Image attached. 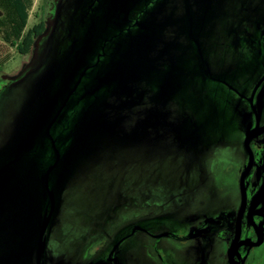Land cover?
<instances>
[{
	"label": "flooded vegetation",
	"instance_id": "1",
	"mask_svg": "<svg viewBox=\"0 0 264 264\" xmlns=\"http://www.w3.org/2000/svg\"><path fill=\"white\" fill-rule=\"evenodd\" d=\"M111 1L83 0L75 12L89 46L53 140L34 147L39 168L56 160L53 141L68 152L96 107L102 131L84 139L101 152L98 169L146 160L170 204L205 186L211 156L228 152L237 193L208 213L140 220L86 260L76 250L75 260L50 262L45 252L42 264H264V0ZM112 71L116 81H105Z\"/></svg>",
	"mask_w": 264,
	"mask_h": 264
},
{
	"label": "rangeland",
	"instance_id": "2",
	"mask_svg": "<svg viewBox=\"0 0 264 264\" xmlns=\"http://www.w3.org/2000/svg\"><path fill=\"white\" fill-rule=\"evenodd\" d=\"M29 3L27 30L44 17L47 29L25 56L0 39V61L11 56L0 69V164L27 151L26 119L35 116L36 106L41 107L45 102L47 83L56 73L59 61L65 17L72 20L83 0H29ZM42 6L48 9L45 15ZM57 8L65 13L59 21L53 17ZM94 146L92 137L83 139L68 156L47 239L46 257L50 262L60 258L75 260L76 250L80 251V260H86L90 247L111 242L123 228L140 220L160 217L166 212L208 213L223 205L226 197H234L237 193L238 162L228 152L211 156L205 186L169 204L171 197L157 196L163 190L154 186L155 181L148 178L147 168L141 166L148 163L146 160L136 158L121 166L113 164L98 169L93 163L101 152L94 150ZM33 162L24 159L0 180L1 206H30L27 212L22 210L24 214L19 222L0 231V264H9L14 259H20L19 264L36 262V250L27 241L31 233L39 232L41 223L37 202L41 188L38 180L32 179L38 172ZM200 179L189 182L191 188L186 191L197 186ZM133 180L140 181V185L131 186ZM88 228L93 235H89ZM67 250L72 251V256L67 255L70 252Z\"/></svg>",
	"mask_w": 264,
	"mask_h": 264
},
{
	"label": "water",
	"instance_id": "3",
	"mask_svg": "<svg viewBox=\"0 0 264 264\" xmlns=\"http://www.w3.org/2000/svg\"><path fill=\"white\" fill-rule=\"evenodd\" d=\"M126 1L130 0H112L111 2L129 3ZM111 8L112 7H110L108 11H111ZM64 14L60 13V10L57 8V12L53 17L58 18L57 20L59 21V17H61V15L63 16ZM103 18H108V16H104ZM65 19L66 23L64 22L63 29L64 39L60 47L59 61L58 65L56 66V73L53 75L52 78L49 79L47 83V88L45 92L46 98L44 100L45 102L43 105H41V107L36 106L37 111L35 112V116L30 115L28 117L29 119H26L28 131L27 134L24 136V140L26 141L27 151L0 164V180L7 176V174H9L17 166V164L24 161V159H26L27 161L33 160L34 167L38 171L37 175L33 176L32 179L35 182L36 180H38L37 184L39 183L41 188L40 198L37 201L39 206L42 204V206H38V209L40 211L39 217L41 219L40 230L38 233H31L30 237L27 239L28 245H30L32 249L36 250V264H42L46 252L48 234L52 218L56 210L60 184L66 167V165L61 167L62 159L66 158V164L71 150L81 140L84 139V132L102 131L100 122L94 118L95 115L99 114L100 112L99 110L97 112L96 107H92V109L95 110L88 113L89 117L91 118V121L89 122V124H87L86 119H84L81 125H79L73 131V133H76L75 135L71 136H73L75 140L69 148L68 152L66 154H60V150L56 147L55 142L53 141V148L56 152V160L52 164H50L46 169L41 170L39 168L37 164V159L33 154V151L35 149L34 147L37 144V140H39V138L42 140L43 143L44 141L48 142L53 140L51 137L53 124L56 122L60 115L65 113L63 112V110L69 105H71L73 101L72 96L76 90L75 89L71 91V86L74 83V75H76L78 70L82 68V64L86 57L85 54L83 56L79 55V48L83 50V46H89V44H85L82 29L79 28L80 26L79 22L76 20V16H74L72 20L71 18L69 20V17H65ZM93 26H97V23H93ZM70 36L73 37L72 40L69 39ZM69 42L72 44V46H68ZM79 57L81 59H79ZM119 65L120 63L116 64V66L118 67ZM111 66L114 67V64H112ZM112 72L113 74H110L105 81H116V74H114L115 71ZM125 80L128 79L123 78V76H121L120 82H125ZM32 107L34 108V105H32ZM30 127L34 129L30 130ZM15 206L16 207L13 208L12 205H0V231L6 230L8 227H11L17 222H19L23 218L24 213L22 212V210H25V212H27L28 207H30L29 204L25 208H20L17 205ZM14 212L18 214L14 215ZM20 261V259H14V261L10 262L9 264H19Z\"/></svg>",
	"mask_w": 264,
	"mask_h": 264
},
{
	"label": "trees",
	"instance_id": "4",
	"mask_svg": "<svg viewBox=\"0 0 264 264\" xmlns=\"http://www.w3.org/2000/svg\"><path fill=\"white\" fill-rule=\"evenodd\" d=\"M41 11L45 15L48 9L42 6ZM29 19V0H0V39L5 45L14 48L22 56L31 52L35 41L47 29L46 18L44 17L33 28L27 30ZM10 59V55L5 56L0 61V69Z\"/></svg>",
	"mask_w": 264,
	"mask_h": 264
}]
</instances>
